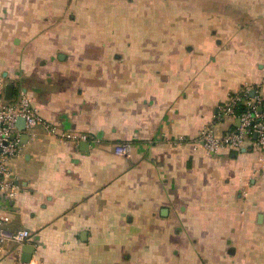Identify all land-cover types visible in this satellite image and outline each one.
<instances>
[{
	"label": "crops",
	"instance_id": "0c3cea01",
	"mask_svg": "<svg viewBox=\"0 0 264 264\" xmlns=\"http://www.w3.org/2000/svg\"><path fill=\"white\" fill-rule=\"evenodd\" d=\"M0 79L102 141L21 136L0 213L32 264H264V154L194 146L238 127L217 118L235 91L262 92L264 0H0Z\"/></svg>",
	"mask_w": 264,
	"mask_h": 264
},
{
	"label": "built area",
	"instance_id": "2783aa9c",
	"mask_svg": "<svg viewBox=\"0 0 264 264\" xmlns=\"http://www.w3.org/2000/svg\"><path fill=\"white\" fill-rule=\"evenodd\" d=\"M5 88V81L0 79V195L7 194L10 198H14L20 191V187L12 179L10 164L13 159L22 155L24 145L21 136L23 134L34 141L35 129L41 127L47 136L56 138L61 144L76 145L82 142L93 145L102 144L99 138L85 133L58 134L53 125L39 116L32 100L25 93L19 91L8 101L5 99ZM260 88L262 92L258 93L252 87L245 85L230 95L224 103L218 105V120L220 122L238 121V127L220 137L215 136L210 128H205L194 142L195 148H202L207 155L216 154L222 150L236 152L250 147L264 154V83ZM252 92H254L253 97ZM19 118L25 121L23 131H20L16 125ZM131 151L130 142H122L114 146V154L124 159L130 158ZM9 222V217L0 213V253L11 246L18 255L17 264H20L22 247L28 244L31 235L27 230L9 232L5 228V224ZM27 264H32V261Z\"/></svg>",
	"mask_w": 264,
	"mask_h": 264
},
{
	"label": "water",
	"instance_id": "95a60500",
	"mask_svg": "<svg viewBox=\"0 0 264 264\" xmlns=\"http://www.w3.org/2000/svg\"><path fill=\"white\" fill-rule=\"evenodd\" d=\"M13 89H14L13 85H11V84L6 85V88H5V99L6 100H8V101L11 100L12 95H13ZM251 96L252 97L254 96V92L251 93ZM16 125L20 131H23L25 129L24 119L19 118L17 120ZM23 139L27 140V136L25 134H23ZM33 252H34V247L32 245H25L24 247H22L21 262L24 264L29 263L31 258H32Z\"/></svg>",
	"mask_w": 264,
	"mask_h": 264
}]
</instances>
